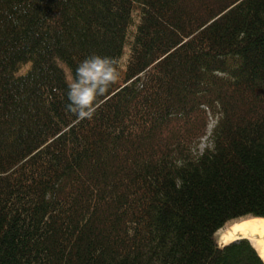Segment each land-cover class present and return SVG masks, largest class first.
<instances>
[{
    "label": "trees",
    "instance_id": "obj_1",
    "mask_svg": "<svg viewBox=\"0 0 264 264\" xmlns=\"http://www.w3.org/2000/svg\"><path fill=\"white\" fill-rule=\"evenodd\" d=\"M94 54L119 79L80 120L67 82ZM249 217L264 0H0V264H264L215 238Z\"/></svg>",
    "mask_w": 264,
    "mask_h": 264
},
{
    "label": "clouds",
    "instance_id": "obj_2",
    "mask_svg": "<svg viewBox=\"0 0 264 264\" xmlns=\"http://www.w3.org/2000/svg\"><path fill=\"white\" fill-rule=\"evenodd\" d=\"M119 79L118 61L94 54L83 60L76 68L73 79L68 81L66 113L80 120H91L100 107L110 86Z\"/></svg>",
    "mask_w": 264,
    "mask_h": 264
},
{
    "label": "bare ground",
    "instance_id": "obj_3",
    "mask_svg": "<svg viewBox=\"0 0 264 264\" xmlns=\"http://www.w3.org/2000/svg\"><path fill=\"white\" fill-rule=\"evenodd\" d=\"M224 231L222 242L227 243L239 238H249L264 258V218H250L234 223Z\"/></svg>",
    "mask_w": 264,
    "mask_h": 264
},
{
    "label": "rangeland",
    "instance_id": "obj_4",
    "mask_svg": "<svg viewBox=\"0 0 264 264\" xmlns=\"http://www.w3.org/2000/svg\"><path fill=\"white\" fill-rule=\"evenodd\" d=\"M28 66H25L23 68V70H25ZM67 77L69 78V73L67 72ZM213 117L211 116V121H212ZM211 128H212V125H211ZM211 128L209 130V132L202 138H200V140H195V141H199V144L197 145V151L198 152H202L206 147H208L209 145V142H210V133H211ZM251 218V217H249ZM240 222V221H239ZM234 222H229L224 228H222L221 230H219L217 232V234L215 235V238H216V241L219 245L223 244L222 242V237H223V234H224V231H222L223 229L226 231L228 230L227 228L232 226ZM231 224V225H230ZM249 239V238H248ZM250 240V239H249ZM233 241V240H232ZM225 243V242H224ZM253 244V243H252ZM258 250V249H257ZM259 254H260V251L258 250ZM264 259V258H263Z\"/></svg>",
    "mask_w": 264,
    "mask_h": 264
},
{
    "label": "water",
    "instance_id": "obj_5",
    "mask_svg": "<svg viewBox=\"0 0 264 264\" xmlns=\"http://www.w3.org/2000/svg\"><path fill=\"white\" fill-rule=\"evenodd\" d=\"M241 239V238H240ZM225 245V244H224Z\"/></svg>",
    "mask_w": 264,
    "mask_h": 264
}]
</instances>
